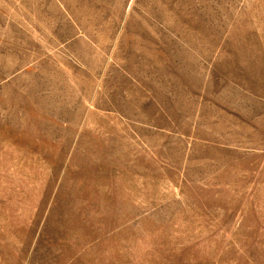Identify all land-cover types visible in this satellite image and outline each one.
<instances>
[{
  "label": "rangeland",
  "instance_id": "1",
  "mask_svg": "<svg viewBox=\"0 0 264 264\" xmlns=\"http://www.w3.org/2000/svg\"><path fill=\"white\" fill-rule=\"evenodd\" d=\"M0 264H264V0H0Z\"/></svg>",
  "mask_w": 264,
  "mask_h": 264
}]
</instances>
